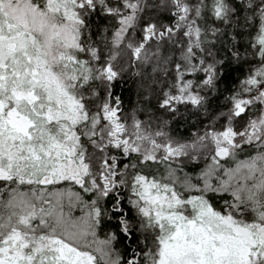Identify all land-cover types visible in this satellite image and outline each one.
I'll return each instance as SVG.
<instances>
[{
    "label": "snow or ice",
    "instance_id": "obj_1",
    "mask_svg": "<svg viewBox=\"0 0 264 264\" xmlns=\"http://www.w3.org/2000/svg\"><path fill=\"white\" fill-rule=\"evenodd\" d=\"M0 264H264V0H0Z\"/></svg>",
    "mask_w": 264,
    "mask_h": 264
}]
</instances>
